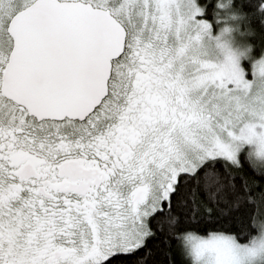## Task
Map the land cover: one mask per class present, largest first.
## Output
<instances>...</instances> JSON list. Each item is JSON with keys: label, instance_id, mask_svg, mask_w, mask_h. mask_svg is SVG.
Returning <instances> with one entry per match:
<instances>
[{"label": "snow or ice", "instance_id": "snow-or-ice-1", "mask_svg": "<svg viewBox=\"0 0 264 264\" xmlns=\"http://www.w3.org/2000/svg\"><path fill=\"white\" fill-rule=\"evenodd\" d=\"M257 38L264 0H0V264H264V220L189 230L264 217Z\"/></svg>", "mask_w": 264, "mask_h": 264}, {"label": "trees", "instance_id": "trees-1", "mask_svg": "<svg viewBox=\"0 0 264 264\" xmlns=\"http://www.w3.org/2000/svg\"><path fill=\"white\" fill-rule=\"evenodd\" d=\"M205 2L212 4L218 2V0H205ZM249 43L252 44V55L255 60H259L264 56V41L257 38L254 41H249ZM262 220H264V217L258 215L252 219L237 215L222 224L200 225L199 227H192L189 230L197 236H207L210 231L228 230L229 234L235 235L241 243H247L250 238L259 234L258 229L254 227V223H259ZM149 248L151 250V256L147 258L148 264H190L184 256L185 252L183 247L175 240H172L168 244L161 243L160 240H155L149 244ZM136 259L132 258L128 261V264H136Z\"/></svg>", "mask_w": 264, "mask_h": 264}, {"label": "rangeland", "instance_id": "rangeland-1", "mask_svg": "<svg viewBox=\"0 0 264 264\" xmlns=\"http://www.w3.org/2000/svg\"><path fill=\"white\" fill-rule=\"evenodd\" d=\"M217 31H218V29H217ZM247 42H249V41H247ZM251 55H252V53H251ZM252 57H253V59L255 60V58H254V56L252 55ZM246 65V66H245ZM245 68H246V71H247V79H249L250 81H253L254 83L256 82V80H257V78H256V76L253 74V68H252V63L251 62H245ZM197 236V235H196ZM199 237H206V236H199ZM185 252V251H184ZM185 255V257L187 258V260H188V263H190V264H196V261H195V259L193 258V257H191V256H189V255H187L186 253H184Z\"/></svg>", "mask_w": 264, "mask_h": 264}]
</instances>
